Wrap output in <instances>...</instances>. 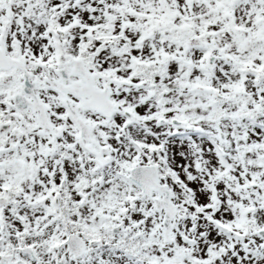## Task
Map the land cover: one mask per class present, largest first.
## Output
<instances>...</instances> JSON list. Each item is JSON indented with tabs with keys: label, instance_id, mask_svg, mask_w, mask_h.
Masks as SVG:
<instances>
[{
	"label": "snow or ice",
	"instance_id": "6c2138e0",
	"mask_svg": "<svg viewBox=\"0 0 264 264\" xmlns=\"http://www.w3.org/2000/svg\"><path fill=\"white\" fill-rule=\"evenodd\" d=\"M0 264H264V0H0Z\"/></svg>",
	"mask_w": 264,
	"mask_h": 264
}]
</instances>
